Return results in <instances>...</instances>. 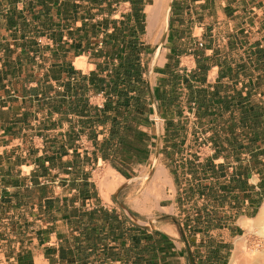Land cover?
<instances>
[{
  "label": "crops",
  "instance_id": "1",
  "mask_svg": "<svg viewBox=\"0 0 264 264\" xmlns=\"http://www.w3.org/2000/svg\"><path fill=\"white\" fill-rule=\"evenodd\" d=\"M104 1L26 0L34 7L24 10L21 31L17 23L13 26L11 0H0L9 14L2 21L0 13V264H204L205 256L195 258L175 246L165 222L182 207L175 201L188 194V188L175 183L177 175L192 178V166L198 169L206 161L227 166L229 176L235 169L210 136L224 116L236 111L237 86L249 101L251 73L260 71L257 79L264 78V59L252 58L263 47L237 39L264 33V0H171L170 21H178L180 28L169 24L167 68L158 82L166 75L182 77L194 89L206 90L211 106L196 107L186 93L179 105L162 106L154 94L159 83L149 88L143 79L145 111L133 115L146 135L144 154L107 159L101 156L102 146L118 119L110 106L122 90L113 81L119 84L127 63L121 26L111 22L131 12L137 19L140 0H116L111 9L98 6L95 14L92 6H82ZM124 6L130 13L122 16ZM117 14L121 19H114ZM39 19L44 27L30 31V20ZM241 51L249 57L238 61ZM78 59L83 69L76 67ZM106 117L109 121L103 122ZM198 126L212 132L199 138ZM205 138L212 147L206 161ZM147 164L150 186L164 189L165 205H127L118 200L123 188L108 194L95 179L96 172L102 176L113 170L124 180H140ZM157 166L172 170L170 183L153 179Z\"/></svg>",
  "mask_w": 264,
  "mask_h": 264
},
{
  "label": "rangeland",
  "instance_id": "2",
  "mask_svg": "<svg viewBox=\"0 0 264 264\" xmlns=\"http://www.w3.org/2000/svg\"><path fill=\"white\" fill-rule=\"evenodd\" d=\"M113 1L116 0H105L101 4H82V6H92V8H89L90 13L95 14L97 13L96 9H100L98 6H103V8L108 7L111 9L112 5L114 4ZM11 2V6L13 8V26H15V23H17V26L20 27L22 31L25 26L26 19L24 10L32 9L34 4L29 6L26 0H11ZM254 2L252 1V3ZM145 6L146 0H140L135 4V7H137L139 11L138 19L134 18L135 14L132 16L133 12H128V9H130L129 6L127 10H125V7L127 6H124V8L121 9L122 11L120 13H124L121 14L122 16H125L129 13L131 14L130 16H132V20L129 21V29L135 30V37H133V39L125 35L122 42L125 44V47L128 46L132 40L138 42L140 46L139 50L141 51L139 55V65L141 71L139 72L136 70L135 73L140 74L142 79L146 81V87L149 86V88H151L154 83H159L158 79L162 76L161 71H165L164 69L167 68L166 57L169 53L167 50L171 43L169 38L171 25L169 24L173 23L175 26H177V23L179 22H171L169 12L164 34L160 38L154 41L151 39L150 41V39L147 37V30L144 22ZM168 6L170 9L171 0ZM35 11H37V9H35ZM0 13H2V21L4 20V16L9 17V14L5 15L3 5L0 7ZM77 19L78 17H76V20ZM114 19H121V16L117 14ZM103 21L108 24V21L100 20L101 24H103ZM42 22L43 21L40 19L39 22H32V20H30V31L42 29L44 27V25L41 24ZM253 22L256 23L257 21L253 20ZM45 27L51 26L46 25ZM177 27L179 29L180 24ZM261 32L262 31H259L249 35L246 40L242 35L237 36V39L241 43H251L254 44L256 48L259 46L263 47L260 49L261 52L254 50L252 56L253 59H256V57H258L259 60L264 59V57L262 58V56H264V33ZM242 39L244 40L242 41ZM24 41L27 42V39ZM20 42H22V40ZM128 54L129 52H127V55ZM236 55V59L238 61L249 57L248 54L245 56L244 52L242 51L236 52ZM259 72L260 71L255 70L253 73H251L253 75L252 85L254 86H252L253 91H251L249 94L250 100L245 103L234 102L233 105L235 109L237 108L236 111L232 110V116H224L223 123L221 122L220 126L217 127L219 129H217L215 135H213V132L215 131L212 132L210 129H208L209 126H207L205 129L206 131H204L201 126H198L200 130L199 138L201 137L200 134L203 135L204 132H212L210 138H213V140H215L220 146L219 152L223 156L230 158L231 163H235V169H233L231 176L228 175L229 173H226L225 169L227 166L218 163L213 164L212 162L206 161L209 153L212 150V147L208 143L210 142V138H205L206 140L201 142V145L205 144L206 147L204 152L206 163L204 165H199L198 169L197 167L195 169L192 166L191 170V167H188L191 170L190 172H193L195 176L197 172L199 173L198 178L192 175V178H187L184 180V178H179V175H177L175 183L178 185V187L183 185V188H188V194L182 198L180 197V202L175 201L178 206L180 205L183 207V210L181 209L182 207H176V209L172 211L170 218H168L165 222L167 225L166 231L171 240L177 243L175 244L176 247H183L184 251H187L188 254L192 255L193 257L195 256V258L198 255L205 256L206 253L213 251L218 245L220 246V244H218L216 241L223 243L225 240H227L229 243L228 251L223 250L219 253V256H223L224 259L219 260L218 262L219 264H225L234 249L235 240L244 234V231L238 225V221L241 218L254 217L258 211V208L264 202V78L261 79L262 81L257 79ZM198 80V78L194 79L195 82H198ZM258 84L261 86H258ZM239 87L237 86L236 90L241 94L243 87ZM175 88L177 89V92L182 93L179 96V99L181 101L184 100V94L186 93L184 90V85H179ZM175 88L174 92L176 91ZM174 92L171 93L173 94ZM221 92H224L223 89ZM259 92L261 93V98L258 97ZM245 105H247L251 111H253V107L258 108L257 112H250L253 114L252 119L256 117L259 119V122L255 123V126L257 127L256 133H253L252 130L249 129L250 127L248 126V123L250 122H248V120L246 125L241 123V118L246 112ZM244 127L245 130H243ZM194 130L195 128L193 129V132ZM216 165L220 166L216 167ZM202 168L203 171L201 170ZM150 169L151 168H148L147 164L141 171V174L146 173L145 175H147ZM164 172L166 174V182L164 181V183H161L165 185L171 182L170 174L172 170H170L169 173L166 170H164ZM150 174L151 173L148 174V177ZM105 175L106 174L101 176L100 171L96 172L95 174V179L98 181L100 186L102 180L105 178ZM228 176L230 178H228ZM149 179L145 180V183L142 181L140 184L139 181L142 180L140 179L137 183L133 182L127 185V188L121 187L124 190L119 194L118 200L120 202H125L127 205L135 204V202H133L134 200L140 202V205L147 206H158L162 202H164L163 205L168 203V201L163 200L165 198L164 189L158 187L159 184L156 186V183L155 186H150L151 181ZM128 181L129 180L126 179L125 183ZM188 184L189 186H187ZM121 188L115 189V191L113 189H108L107 193L116 194ZM128 189H130V191ZM126 191L127 194L130 193L128 196L126 195ZM208 238L210 239L208 240ZM258 251H260V249H258ZM255 252L257 251H249L247 252V255H254Z\"/></svg>",
  "mask_w": 264,
  "mask_h": 264
},
{
  "label": "trees",
  "instance_id": "3",
  "mask_svg": "<svg viewBox=\"0 0 264 264\" xmlns=\"http://www.w3.org/2000/svg\"><path fill=\"white\" fill-rule=\"evenodd\" d=\"M138 18L139 14L137 15V19ZM131 20L132 19L129 15L124 17V20H115L111 22L113 26H117V23L119 22V26H121L120 35L122 36V39H124L125 35H127L129 38L134 37V31L129 29V21ZM139 47L140 46L138 42L133 40L130 44H128V46L125 47L124 60L127 63H124L123 68H121L123 78L119 80V84L118 82L115 83V81H113V85H120L122 90L119 92V95L117 94L118 102H115V104L110 106V108H112L111 110L118 112V119L113 122V129L110 132L108 139L103 143L102 149L104 151L101 152V156L104 159L109 158L110 155L114 156L116 154H127L128 156L132 154L135 155V157H138V155L142 156L144 154L146 135L137 129L139 121L136 118V114L133 115V112H137V110L145 111L144 99L146 90L143 79L140 74L135 73L136 76L133 75V71H141L139 65L140 63L137 64V62H139V55L141 52ZM174 50L179 54L183 53L182 49L177 45L174 47ZM127 52H129L128 55ZM161 73H164V71H161ZM132 80L133 82H131ZM181 84L185 85L187 89V102L194 103L196 107L202 108L204 110H207L211 106V98L208 97L206 90H196L193 88V85H191L190 82L182 79V77H172L171 75H166L164 78L160 79L158 87L154 90L155 98L160 103V105L170 106L173 103L179 105V96L182 93L177 92L175 87H178ZM170 88H175L176 91L171 94L169 91ZM114 90L113 92L116 93ZM131 93H135L133 98H129V96L131 97ZM235 102L245 103L247 102V99L243 98L240 94H237L235 95ZM122 108L125 110L123 113H120ZM257 110L258 108L253 107V111L247 110L241 118V123L245 124L247 120L250 122V128H248L251 129L253 133L257 132L255 123H258L259 119H257L258 117L252 119L253 114L250 112L255 113ZM104 120L105 121L103 122L109 121L107 117ZM209 239L210 238H208V240ZM228 248V245H218L213 251L206 253L204 264H217L219 260L224 259L223 256H219V253L223 250L228 251Z\"/></svg>",
  "mask_w": 264,
  "mask_h": 264
},
{
  "label": "bare ground",
  "instance_id": "4",
  "mask_svg": "<svg viewBox=\"0 0 264 264\" xmlns=\"http://www.w3.org/2000/svg\"><path fill=\"white\" fill-rule=\"evenodd\" d=\"M170 0H146L144 9L145 25L147 30V37L156 40L160 38L165 31ZM77 68H84L82 59L75 62ZM148 175L142 177V180H132L125 183V180L120 177L113 170L106 172L105 178L101 182V188L105 191L108 189H115L127 187L130 183L140 182L145 183L148 180ZM153 179L158 182H166V174L161 166H157L153 175ZM106 194L103 193V196ZM106 197V196H105ZM135 204H139L134 200ZM239 227L244 231V234L239 236L234 242V249L228 261L225 264H264V202L258 208L254 217L241 218L238 221ZM260 249V251H258ZM257 252L254 255L248 256L247 252Z\"/></svg>",
  "mask_w": 264,
  "mask_h": 264
},
{
  "label": "built area",
  "instance_id": "5",
  "mask_svg": "<svg viewBox=\"0 0 264 264\" xmlns=\"http://www.w3.org/2000/svg\"><path fill=\"white\" fill-rule=\"evenodd\" d=\"M197 46L198 47H202L203 46V43L202 42H198Z\"/></svg>",
  "mask_w": 264,
  "mask_h": 264
}]
</instances>
